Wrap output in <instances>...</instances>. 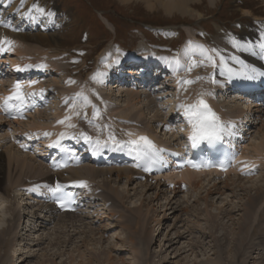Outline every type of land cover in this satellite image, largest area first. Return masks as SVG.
Listing matches in <instances>:
<instances>
[{
    "label": "rangeland",
    "instance_id": "1",
    "mask_svg": "<svg viewBox=\"0 0 264 264\" xmlns=\"http://www.w3.org/2000/svg\"><path fill=\"white\" fill-rule=\"evenodd\" d=\"M8 1H10L11 3L7 2V4L2 7V9L6 7L5 11H8L13 15L17 14L20 11H22V14L24 13L26 14V5L28 4V2L29 3L35 2L39 6L43 7V4L41 3L43 2V0H37V1L8 0ZM214 2H215L214 5H212L209 2V0H200L197 2L190 3L189 4L190 9L195 10L196 12L202 14V16L198 15L196 19H193L189 16H182L177 12H174L172 14H167L164 11L162 4H160L158 1H154L153 8L151 7L149 9L147 8L148 6L144 2H140V0H130L129 2H122L121 0H49V4H51V7H49L50 10H48L49 11L48 14L50 15L54 14V16H52L53 18H56L54 19V22L58 23V21H60L61 23L59 24L61 27L60 29L56 30L58 35V47L53 46V47H57L56 50L58 56L48 57L46 63L57 64V65L60 64L59 66L61 68L57 66L58 68H60L59 69L60 72L56 74L53 73L50 77L43 78V81H47L49 84L55 85L61 91L67 88V90L63 91V95H61V98L64 96V94H66V92H71L76 90L81 91L83 84L85 87L83 91H86L88 86L91 90V85H90L91 82L92 83L94 82L105 89V87L102 86L99 79L98 78L93 79V77H99V78L105 77L106 66H108V64H110L111 61L109 60V58L112 59V56L117 55L118 52L121 51V49L118 47L117 48L119 49V51H116L117 49L113 45L117 43L123 45V47L126 49L125 50L126 53H121L119 57L116 58L113 57L115 59L119 58V60H121L120 57H122L125 60H132L136 56L143 57L148 55L151 58V60H153V58H158L159 56H157L156 55L157 53L154 52V56L151 57L150 51L147 49V47L151 48L153 51H158L159 53L174 54L175 50L172 51L171 49H165V48L154 49L152 46L144 47V45L145 44L148 45L147 43L151 42V43H157V44H163L169 46L168 48H170V46L173 45L177 47L179 43H182L184 41L186 36L188 38L187 32L184 30L183 27H188L192 32H195V34L198 33L197 31H200V36H199L200 38H203L202 30L203 29L207 30L209 33L207 36V41L214 44L215 46L217 45L216 44L217 41L220 40L221 43L222 42L226 43L227 47H230L228 49L232 48L237 52H239V47H241L244 44V42L247 43V41L250 40L251 38L254 39L257 36H259V34H264L263 33L264 32V0H214ZM62 18H64V20ZM163 27L165 29H163ZM158 28L160 29L162 28L163 30L157 31L156 29ZM41 29L40 32L47 33ZM24 33H26V29H24ZM172 34H174V36L167 37V36H171ZM253 34H255V36ZM249 42L251 43V41ZM224 48H226V46ZM140 52H142V55ZM166 56H162V57L164 58ZM179 56L180 55L178 52L175 58L169 56L170 61L173 63H175L174 61H179L178 60V58H180ZM206 58L208 62L207 60H203L204 63L201 64V66L199 67L200 69L197 68L198 64H196L195 61L191 60L189 62L186 72L180 74V76L177 74L178 87L180 83L181 84L183 83V91L181 93L185 95L182 96V94L180 93L181 96L179 94V98L182 97V100H178V102H176L175 100L177 98L176 91H172L170 93L168 92L166 94L163 93L161 98L165 99L163 102H166L169 105L163 108L164 113L165 112L169 113L171 110H177L174 109L177 107V104L178 105L185 104L184 108H186V110L188 111L193 112L194 111L193 109L195 108H193L192 106H196L193 100L197 96L196 90H199L200 88H202L204 90V93L206 94H210L211 91L214 89L213 91L216 92L212 93V97L217 98L216 96L218 94L217 89H219L220 84H224V82H221L219 80L221 78L217 77V73L215 77H217L218 79L216 78L217 80H214V82L210 80L212 76V75L210 76L211 74L210 72L213 71L211 70L210 67L211 62L213 63V61L211 60L215 59L216 57L209 59V56L206 55ZM77 60H78L77 62L78 64H76ZM137 60L139 59H135V61ZM159 60L161 61L160 57ZM60 62H62L64 65H62V63ZM225 67L229 72V67L227 66ZM63 68L72 71L73 74L70 71L65 72ZM85 68H87V71L84 72L83 70ZM170 69L172 70V68ZM198 69L199 72H197ZM206 70H208L209 72L208 74H206L207 73ZM78 71L79 73H81L82 77H79V75L76 74V72ZM190 71H191V76L189 75L186 81H192V83H187V82L185 83V79H181V77L187 75ZM216 71H218L217 68ZM67 73H69L71 77ZM202 73L204 77H202ZM108 75L110 74L108 73ZM193 76L197 79L195 82H193ZM171 79L172 76L169 74V77L167 75V79H164L163 77L161 81L164 83H166V81H169L166 83V85H170L171 87L175 88V81ZM207 81H209V84L207 85H211L214 83V86H212L211 88L206 87L207 85L205 86L204 84ZM172 82H174L173 86H172ZM108 90H109V84H108ZM92 92L94 93L95 91ZM110 93L113 94L114 97L108 105H104L106 107L110 105L112 106L110 107L109 110L106 108L109 111L108 114L112 113V115L116 114L118 117H123V118L126 117L128 120L132 121V122H127L128 124L134 125L135 123H139V126H142V128L146 127L150 129V131H156L159 137H162L163 140L166 142H168V140L177 139L176 134L170 135L164 130L161 133H159V129H157L158 124H156V122L157 123L159 122V117L156 116L158 115L160 109H158L157 106L150 103L151 100H149V97L146 96L145 93L141 92L142 98L140 100L141 101L140 104L138 103V101L134 103L131 102L129 96L124 93L120 97L119 92H116V90L114 91L112 90ZM186 93H189V95L187 96ZM161 98H160V102L162 101ZM81 99L82 98H80V100ZM224 102H225L224 103L225 107L229 103H230L229 105L231 106H234L235 103H238L237 100L235 102L231 98H228L227 101L224 100ZM114 103L115 105H113ZM59 104H61L60 100L59 102H57V105ZM68 104L73 105L72 100ZM82 105L83 107H85L83 103ZM98 106L102 107L100 104ZM88 107L87 109L89 110L90 108V110H89L88 118L86 119L93 118L94 116V120L100 124V126H98L99 128L97 129L100 130L102 128V131H105L106 129L104 127H107V125L109 124L107 123L105 124L103 119L102 120L99 119L98 117L99 114L95 113L94 111H91V109L94 107L93 103L92 106H90L89 108ZM222 107L220 108L224 110V106ZM184 108L182 109L184 110ZM230 110L232 111L231 107ZM99 111H101V109H99ZM176 113H181V111L179 112V110H177ZM175 115L177 116L173 118V121L174 119L177 120L176 121L177 125L175 126L181 128L182 125L178 124V123H182L181 119L180 117L178 118L179 115L177 114ZM170 116H172V114ZM35 117L37 118L36 120L40 119L39 122H42L43 127L44 125L51 124L52 121H54V117L56 119H59V116L56 117V115H53L52 112L40 113ZM241 117L242 115H239L238 120H240ZM109 119L111 122V118ZM83 120L85 121V119ZM33 121L34 119L30 120V122H28L26 125L30 124L29 126H31ZM87 121L90 123L89 120ZM168 121L170 124L172 120H168ZM26 125H17L18 126L17 130H23L24 128H26ZM95 128H96L95 126L90 125L88 126L87 131L90 130L94 131L93 129ZM28 129H30V127ZM97 129H95V131H97ZM260 129L261 127H258L255 130L254 134L252 135L253 136L252 139L250 138L251 139L250 145L245 146L247 150L246 152L248 151L252 152L253 150H255L256 152L257 147L260 144H264V132L260 131ZM1 130L4 129H0V146H2L1 142L5 141L3 140L5 136H3V132H1ZM177 135L179 136V134ZM5 147L8 148L11 147L9 140ZM5 149L6 148L0 149V152L5 151L4 154H2L3 159L1 162L5 166L4 186L5 188L6 187L9 188L12 194L11 197L9 198L8 196L6 195L3 196L0 193V198H5L0 201V209L3 210L0 211L1 212L0 224L3 226H7L8 223L12 220L14 221L13 223L14 225L18 224V222H15V218H16L15 213L12 211V209L14 208L13 203H15V197H14L15 190L18 187L17 192L19 191V195H20V192H22V190H20L22 186L19 187L18 186L19 183L20 184H23L25 182L30 183L28 181L22 182L24 181L23 177L24 176L25 178L30 177V175H32L31 172L35 171L36 169H38L39 173L41 174L45 173L44 170L45 164L36 161L34 157H30V156H27V159L26 158L23 159L24 162H22L20 159H16V161L19 160L22 163H25L24 167L26 168L24 170H21L15 165H10L8 162L9 154L10 155L14 154L15 156H19V157L21 156L26 157V155L19 153L16 149H6V150ZM7 150H11L13 153L9 151L6 152ZM256 157L258 158V154H256ZM246 158L250 160L248 156H246ZM253 162H257V161L254 160ZM259 172L264 174V165H262V169ZM261 177H262L261 174L260 175L258 174L253 178H246V180H251L250 182H247L246 184L244 183H240V184H242V186L244 187L254 186L255 184L256 185L259 184L258 178ZM237 178L239 177H236L235 175H232L229 178L230 181L228 182L230 187L228 188V190L224 191V194L222 195L214 194L210 196L208 201L206 200L200 201L199 198L200 193L202 192V195L205 196V190L211 187V185L210 186L200 185L199 187L196 188L189 186L187 190H183V191L181 190L182 192L176 196L175 193H170L171 191L170 188L163 187L166 186V183L162 184L161 182H158L156 184L153 181L154 185L158 186L159 189L148 191L145 188L140 187V185L143 184H139L135 182L134 181L135 179L127 183L123 177L119 179L117 178L116 175H113L111 178L108 179L106 178L109 181L108 183H106L103 182L104 177H100L97 180L102 182V183L100 182L101 185L106 183V185L109 186L108 189L110 190V193L106 194V196H109V198L111 197V195L113 196V192H112L113 188H118L120 191H122V193H125L124 207L122 204H118L116 205L117 207H115V205H113L111 201L104 200L103 201L104 205L106 204V202H108L112 206L111 211L110 208L106 206L105 209L102 210V212H100L102 216L100 214L97 215L98 212L94 211L92 215H88L89 218H87L86 214L81 213L82 216H86V218L83 219L84 225H82L81 222L77 224L78 227L77 231L78 232L81 231L82 235H79L78 232H76L75 235H73L74 234L73 233L72 244L67 245L66 247L64 246L65 243L64 244L58 243L56 245L51 246V248H55L57 250L61 249L62 252L64 253V255L56 259V262H61L62 264H68L67 261L70 260L72 263H77V261L79 262L81 260L80 256L82 253L89 254L98 251V249L101 250L103 246L106 247L107 243H111L114 240L112 237H119V235H121L122 238L126 239L124 235L125 232L123 230L124 224L122 223L120 218L122 212L125 211L123 214L124 216L123 218L129 217V218H133L134 221H139V218H135L133 216V214L138 215V217L140 216L141 213L139 209H142L143 214L145 215L149 213L151 209L153 208L154 210L157 209L158 206L161 205V203H166L170 201H174L171 207L173 206L175 208L177 207L178 204L181 203V206L184 209L182 208L178 209L179 211H177L176 214L174 215L172 214L174 210L173 212H169L167 221L166 220L163 221L164 214H161L159 216L157 213L155 214L154 219L156 221H163V223L160 227H156L157 231L155 233L154 241L152 242V249H151L152 253H150V257H147L146 253H143L141 251L138 252L137 254L138 257H137V255H133L134 253L131 250H129V246H127L125 250L126 252L122 255H119L118 258H121L122 260L125 261L131 258L132 261L129 264H133L134 263L133 261H135L137 264H147V260H146L147 258L150 259L151 264H199L201 261L207 260L209 258L215 259L216 256L213 255V253L219 250L218 244L227 245V247H229L231 245L230 241L234 242L230 234L231 232H239V230L237 229L242 221L240 218L242 212H239L238 207H240L239 204L241 199H243L244 201L245 193L244 191H241L240 188H237L238 186L237 184H239L240 182L237 180ZM166 180H167L166 182L168 183H172V182L174 183V181L170 182L168 178H166ZM227 180L228 179L224 181ZM234 180L238 181V183L235 182L236 184H233L232 181ZM222 181L223 180H221L220 182V180L218 179L216 180V183L220 182L221 183L220 186L224 187V182L222 183ZM262 184L264 185V181L263 182L260 181L259 185ZM237 189L239 191H237ZM116 194H118L123 199V196L119 192ZM157 195H161L159 201H157L156 199ZM99 199L102 200V197H100ZM151 201H153L154 204H150ZM100 204H102V202H100ZM233 206L234 207L236 206L237 208H234ZM21 208L22 207L19 208V211L21 210ZM23 209L24 208H22V210ZM126 209H127V213H126ZM198 209H200V211H198ZM261 209H264V204ZM130 210H134L135 212L130 214ZM210 210L213 212L214 215L218 217V221L220 222V224L222 223L221 224L222 226L220 225L219 230L214 234L215 236H219V238L222 240L221 241L222 243L215 242V245L207 244V241H209V239L213 240L214 238L211 234H209V230H208L209 222L206 220V215L208 212H210ZM233 210L235 211L232 212ZM27 217H29V215ZM77 217L78 219H80L79 215ZM101 217H103V220H99ZM24 218H25L24 221L28 222L27 221L28 219L26 220V215L24 216ZM97 220L99 224H95ZM115 223H117L116 227L111 229L107 227V225L110 226V225H114ZM62 225H65V223L62 222L61 226ZM55 226L57 227V229L54 231H58V227H61L59 226V222ZM154 226H156L155 223L154 225L152 224V228ZM101 227L103 228L100 231L96 230ZM47 228L48 229L46 230H41L40 232H38L37 234L38 237L43 236L44 241L43 240L40 241L42 243L41 246H37L36 248L31 245L32 242L26 240V236L20 239L19 237L9 238L10 239L9 246L5 247L4 249L2 248L0 250V254H1L0 258L2 259V262L0 264H12L13 259L12 260L8 259L7 253L9 252V247L11 248L18 243L24 245L22 247L23 248L22 258L23 259L26 258L25 260L26 262H24V264L53 263L51 260H49V258L45 257L46 254H44V252L46 251V249L44 247H48V243L51 238L56 239L58 236L55 237V235L52 234L53 232L51 231L50 226H48ZM191 228H194L196 230H194L193 233H187L188 231L189 232L191 231ZM91 230H94L93 233ZM104 230H106V233H104L103 235L102 231ZM71 231L73 232L74 229L71 228ZM225 231L229 233V237L227 235L223 236ZM203 232L204 235H202ZM126 233L129 236V232L126 231ZM57 234H59V236L61 237L66 236L65 232L57 233ZM178 236H180L178 239L173 240V238H177ZM32 237H36V234L33 233ZM24 238L25 240H22ZM168 239L169 241H167ZM198 241L202 242L204 246L202 245V247H199ZM115 243L116 242L114 240V242H112L109 247L111 248L115 246ZM191 244H195L194 249H192ZM262 245L260 246L261 252L255 253V255L252 256L254 257V259L253 258L251 259L250 262L251 264H264V242L262 243ZM117 247L118 249L120 247L122 250L124 248L123 246L121 247L120 243L117 244L116 248ZM136 248L139 250L140 247L136 246ZM69 253L74 256L73 257L74 260L71 258L66 261V258H68ZM30 255H32L33 258ZM29 256L31 258H29ZM116 256L115 254L113 255L114 258ZM159 260L160 262H158Z\"/></svg>",
    "mask_w": 264,
    "mask_h": 264
},
{
    "label": "bare ground",
    "instance_id": "2",
    "mask_svg": "<svg viewBox=\"0 0 264 264\" xmlns=\"http://www.w3.org/2000/svg\"><path fill=\"white\" fill-rule=\"evenodd\" d=\"M4 1L5 0H0V8L3 7L4 5H6L8 2V0H6V3H4ZM26 1H29V0H26ZM121 1L122 2H129L130 0H121ZM154 1H158L160 4H162L164 11L167 14H172L174 12H177V13L181 14L182 16H189L193 19H196L198 17V15L202 16V14L196 12L195 10L190 9V7H189L190 3L197 2L200 0H140V2H144L148 6L147 8H149V9L151 7L153 8V5H154L153 2ZM209 2L212 5L215 4L214 0H209ZM31 3L32 2H30V3L28 2V4L26 5V15L22 14L20 12L15 14L16 17L18 18V21H16L17 23L14 22L12 19V17L15 15H13L12 13H9L8 11H5V7L2 10H0V43L3 40H6L7 45L10 47V49L7 53L9 58L7 60H4V61L0 60V67H1L2 63H7V64H9V67H10L9 71L11 73L18 74L20 71H23L27 74V77H33L35 75L38 76L39 75L38 71H41L45 75L50 73V72L51 73L53 72L54 74H56V73L60 72L59 71V69L61 68L59 66L60 64L57 65V64H51V63L48 64L47 63V66L35 67V68H34V66L27 67V65L25 64V60L26 61L31 60L32 62L38 61L39 65H44L47 62L48 57H50V56L57 57L58 56V53L56 50L58 47V35H57L56 31H52V26H53L52 23L53 22H52L51 17L54 16V14L50 15L47 13V10H49V7H51V4H49V0H43V2H41L43 4V7L39 6L35 2H33L32 4ZM62 19L64 20V18H62ZM39 26L42 27L41 30H43L44 32H47V33L40 32V28H38ZM24 29H26V33H24ZM184 30L187 32L188 38L186 39V41L182 45L180 51H178V53L180 55L179 56L180 58H178L179 61H174L175 63H173L170 61L169 56H166L164 58L160 57L161 61L159 60V57L153 58V60H151V58L148 55H146L143 57L142 56H139V57L136 56L137 58L135 57V59L141 60L142 64L136 65L135 60H131V61H127V63L125 65H122V66L128 70L131 68H135V69L140 68L139 72H141V70L146 69V67H144L145 63H150V61H151L153 65L158 64V66H156V68L161 69L162 72H168V71L170 72V70H171L170 68H172L171 74H170L172 76L171 80H174L175 85H178V79H177L178 76H176V78H175L174 73H176L180 76V74L186 72L188 65H189V62L191 60L195 61L196 64H198L197 68H199L201 66V64L204 63L203 60H207L206 55H208L211 58V55L208 52L209 47L207 45H205V42L198 39L195 32H192L188 27H184ZM256 31H258V30H256ZM253 35L255 36V34H253ZM239 42H241V41H239ZM53 46H57V47H53ZM227 50H229V49H227ZM140 53L142 55V52H140ZM11 57H13V58H11ZM31 58H33V59H31ZM211 61H213V63ZM211 61H210L211 62L210 67H211V70H213L212 69V67L214 66L213 64L215 62H217V59L215 58ZM77 62H78V60L76 61V64H78ZM143 62H145V63H143ZM207 62H208V60H207ZM218 62H219V64H223L221 61H218ZM60 63H62V62H60ZM122 63H123L122 60H119V58L115 59L114 65H111L107 68V74L109 73L110 75H108L107 78L99 79L102 86H104L106 88V90H104V88H102L100 85H98L94 82L93 83L91 82V91L89 90L90 89L89 86H88L86 91H83V89L85 87H84V84L82 83L83 87H82V91L80 92L81 93L80 98H82L81 102L85 105V107H86V105H87V107L92 106V103L93 104L100 103L103 105H108L111 102L114 95L111 94L110 92L112 90L113 91L116 90L115 88H117V87H114L113 85H111L109 87V90H108L107 89L108 84L113 83V78H114V76H116V74H118V71L120 69V65ZM62 65H64V64L62 63ZM126 65H128V66H126ZM57 66L60 68H58ZM65 66H66V64H65ZM220 66L217 67V69H218L217 72H218V75H221V76H219V78H224L226 76V73L224 72V70L222 71V66L221 67ZM87 68H85L83 71L84 72L87 71ZM63 69L65 72L70 71V70H67L65 68H63ZM209 70H210V68H209ZM206 71H207V73L206 72L205 73L208 74L209 73L208 70H206ZM70 72L72 73V71H70ZM120 72H123V70H120L119 73ZM197 72H199V69L197 70ZM229 72H232V71H230V69H229ZM259 73H261V72H259ZM67 74H69V73H67ZM76 74L79 75V77H82V75H81V73H79V71L76 72ZM167 75L168 74L166 73L164 76V79H167ZM241 75H244V74H242V72H237V71L230 73V80L227 83L220 84V87H219V89H217V92L218 93L221 92V94L224 95V97H226L228 95L227 98H230V96L233 95L230 92H232L231 90H233L234 88L239 87L242 89L244 87H254L255 86L254 84H257V82L254 80H252L249 83V79L245 75H244V78ZM69 76L71 77L70 74H69ZM157 76L158 75H155V78ZM210 76H211V74H210ZM259 77H260L261 81H264V75H259ZM216 78L217 77H213V74H212L210 80L212 82H214V80L218 79V78L217 79ZM11 82L12 81H3L0 84V94H3L5 92L6 88L11 84ZM167 82H169V81H166V83ZM6 83H7V85H6ZM148 83L149 82L147 81V84ZM166 83H164L162 81L157 83L158 86L163 88V90H164L163 93L166 94L168 92L170 93L172 91H176V90H174L175 88L173 89L170 85H166ZM78 84H79V82H78ZM22 85L26 87V84H22ZM27 86L29 87L28 88L29 90H38V89L42 88L41 84L38 85V84H35L34 82L33 83H27ZM232 87H234V88H232ZM92 88L94 90H92ZM213 90L211 91L210 94L204 93V90L202 88H200L199 90H196L197 96L193 100L194 103L196 104V106L197 107L199 106L200 100L205 99L206 101H209L210 103H212V107L217 108L219 105L217 106V102L215 101V99H219L222 97H220L218 94L216 95L217 98L212 97V93L216 92ZM92 91H95L96 96L92 95ZM118 92H119V90H118ZM123 93H125L126 95L129 96L131 102L134 103V102L138 101V103L140 104V102H141L140 100L142 98L141 92H128V91L121 92L120 91L119 92L120 97ZM150 96L152 97V94ZM160 98H161V96L159 98L156 96H153L151 98V103L153 105L157 106L158 109H160L158 112V115L156 116V117H159L160 124L168 125L169 124L168 120H173V118L176 116L175 114L178 115V113H176V110H171L169 113H166V112L164 113L163 108L167 107L169 105L166 102H163V103L160 102ZM242 98H244V97H242ZM57 102H59V100ZM152 104H150V105H152ZM229 106L232 108V111L227 112V113H225L223 111V109H220V107H218V109L221 112H223L225 116H227L228 118L230 117L229 119L231 121L238 120L239 115H245L247 112L245 110L247 108V105L245 103H239V101H238V103H235L234 106H231V105H229ZM178 107H180V106H178ZM174 109H177V107ZM89 110H90V108H89ZM177 110L181 111L180 114H182L184 111V110H181V108H178ZM40 113H42V112L40 111L39 114ZM256 113L260 114L261 112L258 111ZM60 114L57 113L55 115H57L56 117H58ZM171 114H172V116H170ZM182 117H184V116H182ZM32 118L34 119V121L30 127L31 130L43 128L42 122H39L40 119L36 120L37 118L35 116ZM178 118H179V116H178ZM87 120H89L90 123H92V121L95 122V123L91 124L92 126L96 127L95 129L99 128L98 126H100V124L94 120V116H93V118L85 119V121L82 123L80 122V124H78V127H77L78 130L76 131V133H78L79 135L83 134L84 135L83 138H85L86 140L93 138V132L98 131V129H97V131H95V129H93L94 131H92L90 129H89L90 131H87L88 126H90L89 125L90 123ZM186 120H188V122H189V117L186 116ZM175 123H176V121H175ZM259 123L262 124V128L264 129V118H262ZM15 124L21 125L20 123H15ZM257 124H258V122L256 123V125ZM1 125L2 124H0V129H2ZM175 125H177V123ZM104 128L106 129L105 131H102V128H101L99 132H104L105 133L104 135L107 139L115 138L119 142L129 144L128 143L129 140L119 138V136L117 135L118 132L116 130H114L112 127H110L109 125H107V127H104ZM81 130H82V133H81ZM181 130H183V132H182V134H179V136L176 134V136H177L176 140L182 139L183 136H181V135L189 133L188 132L189 127H185V126L181 127L180 131ZM144 131L145 130H143V129L132 128L129 130V133L132 136H135L139 132H144ZM62 135H63V133H60V131L57 130L56 133L53 135L54 137L49 139L48 143H45L44 146L49 147L55 139L59 140L62 137ZM24 136L27 137V136H32V135H24ZM7 149H15V148L9 147ZM8 151L13 153L11 150H7L6 152H8ZM246 151L247 150L245 148L244 155L246 154ZM256 152L258 153V157L259 156L262 157L264 155V144H260L257 147ZM27 156L28 155H26V157H23V156L19 157V156H15L14 154L13 155L9 154L8 155V162L10 165H15L18 168H20L21 170H24L26 167H24L25 163H22V162H24L23 159H25V158L27 159ZM245 157H246V155H245ZM242 158H243V154H242ZM2 159H3V156H2V153L0 152V193L3 196L6 195L10 198L11 197V193H10L11 190L9 188L4 187L5 166H4V164L1 163ZM16 159H20L22 162L19 160L16 161ZM249 162H251V161H249ZM254 165L255 164L252 163L250 166H254ZM31 173H32V175H30L29 179L26 181H29L32 184L25 182V183L20 185V186H22L20 190H22L23 193L27 192L29 189H34V190L39 189V188H37V186L41 187L44 184H49V185L54 184L56 179H57L56 175L50 174V173L49 174L48 173L47 174H41V173H39L38 169H36L35 171H33ZM65 174H67V175L69 174L70 177L66 176ZM260 174L263 177V179H262V177L258 178L259 184H260V181H262V182L264 181V174H262V173H260ZM113 175H116L117 178H119V179H121L123 177L127 183L132 181L133 179L137 180V177H142L141 174L136 173V171L131 170L129 168H121V169L116 168L115 169L114 167L113 168L98 167V166H95L91 163L87 164V165H83V166L76 168V169H72L71 171H67L66 173H59L58 174L59 177L64 178V179H69V180L70 179H85V180H88L89 182H91V181L95 182V181H98L97 180L98 178L104 177L103 182H106V183L109 182L107 179L111 178ZM200 175L201 174L192 173V172H185L181 175L177 174L175 176H166V178H168V180L170 182L174 181V183H176L177 181H180V180L186 181L189 184V186H191L193 188L199 187L200 185H202V186H204V185L210 186L211 185V187H209L208 189L205 190V196L202 195V192L200 193V196H199L200 201L201 200L208 201L210 196L214 195V194L222 195V194H224V191L228 190V188L230 187L229 182H228V181H230V179H228L227 181L223 180L222 183L224 182V187H221L220 186L221 183H219V184H217L218 182L212 183L213 180L211 178H208V179L203 180V181L202 180L199 181V177H201ZM209 176H213V173L208 174L207 177H209ZM193 180H195V182H193ZM237 180L240 181L239 184L240 183L246 184L247 182L251 181V180H246V178L244 179L241 177L237 178ZM146 181L147 182L143 185H140V187H143L148 191L159 189L158 186L154 185L153 181L148 180V179ZM238 181L234 180L232 182H233V184H236L235 182L238 183ZM98 182L100 183V181H98ZM220 182H221V180H220ZM106 183L102 184V186H104L108 189L109 186H107ZM155 183L157 184L158 182H155ZM230 184H231V182H230ZM239 184H237L238 185L237 188H240L241 191H244V193H245L244 201H243V199H241V201H240V204H239L240 207H238V204H237V207L239 208V212H242V215L240 217L242 221H241V223L237 229V230H239V232H231L230 236L234 242L230 241L231 245L229 247H227V245H223V244L219 245L218 244L219 250L217 252L213 253V255L216 256L215 259L209 258L207 260L201 261L199 264H251L250 263L251 259L252 258L254 259V257H252V256H254L255 253L261 252L260 246L264 242V209H261L263 204H264V185L263 184L262 185H259V184L256 185L255 184L254 186L244 187V186H242V184H240V185ZM35 185H37V186H35ZM182 185H183V183H176V187L173 185V189H171L172 191H170V193H175V195L177 196L181 192L180 187ZM111 188H113V187H111ZM201 188H203V187H201ZM205 188H207V187H205ZM231 188H234V187H231ZM237 191H239V190L237 189ZM22 192H20V195H23ZM107 192L110 193V190L108 189ZM112 192H113V196L111 195L110 198H109V196H106V195L103 196V198H105V201H111L112 204L115 205V207H117L116 205H118V204H122L124 207L125 193H122V191H120L118 188H113ZM118 192L123 196V199L118 194H116ZM160 198H161V195L156 196L157 201H159ZM169 201H170V199H169ZM173 202L174 201L161 203V205L158 206L157 209L154 210V208H153L149 211V213H147L145 215L143 214V210L139 209V211L141 213L139 217H138V215L133 214V216L135 218H139V221H134L133 218H129L128 216H127L128 218H123L124 217L123 214L125 211L122 212L120 218H121L122 223L124 224L123 230L125 232L124 235H125L126 239L122 238L121 235H119V237H112L116 242L115 246H113L111 248L109 247L110 244L112 242H114V240H113L111 243H107L106 247L103 246L101 248V250L98 249V251L92 252L89 254L88 253H82L80 256L81 260L79 262L77 260H75V261H77V263H72L70 260L67 261L68 259H71V258L74 260V258H73L74 256L69 253L68 258H66V261L68 262V264H81V263L82 264H129L132 261L131 258H129V260H127V261L122 260L121 258H118L119 255H122L126 252L125 250H126L127 246H129V250H131L134 253L133 255H137L138 252L141 251L143 253H146L147 257H150V253H152V251H151L152 242L154 241L155 233L157 231L156 227H160L162 225L163 221L168 220V213L169 212H173V210H174V212L172 213L174 215V214H176L177 211H179L178 209L182 208L181 203L180 204L177 203L178 205L175 208L173 206L171 207ZM150 204H154V202L151 201ZM13 205H14V208L12 209V211L15 213V217H16L15 222H18V224L14 225L13 220L10 221L7 226H3L0 224V250L2 248L4 249L5 247L9 246V244H10L9 238H12V237L13 238L19 237V239H20V238H23L26 236V240H28L29 242H32V244H31L32 246H34L35 248L37 246H41L42 243L40 241H42V240L44 241V237L43 236L38 237V235H37L38 232H40L41 230H46V227L48 225H52L51 226V231L53 232L52 234H54L55 237H57V236L58 237L56 239L51 238L49 243H48V247H44L46 249V251L44 252V254H46L45 257L49 258V260H51L53 262L51 264H62L61 262H56V259H58L62 255H64V253L62 252L61 249L57 250L55 248H51V246L56 245L58 243L59 244L65 243V245H64L65 247L67 245H71L72 241H73L72 234L74 233L73 235H75V233L78 232L77 231V229H78L77 224L79 222H81L82 225H84L83 219H85L86 216H87V218H89L88 215L82 216L81 213H79L80 219H78V217H77L78 214L74 215V214L68 213L65 215L58 216V215H55L56 213L53 214L52 210L47 207L46 208L47 211L45 212V214H44V211L41 212L40 213L41 216L36 219L37 216L34 213H33L34 216H32L31 215L32 212H30V209L27 210L29 212L23 211V210H26V208L24 207L23 210L21 208V210L19 211L18 209L20 207V204H19V202H17L16 199H15V203H13ZM135 207H137V206H135ZM237 207L235 206L234 208H237ZM182 209H184V208H182ZM0 211H1V209H0ZM198 211H200V209H198ZM230 211H228V212H230ZM234 211L235 210H233L232 212H234ZM133 212H135V211L130 210V214H132ZM126 213H127V209H126ZM156 213L158 214V216L161 214H164L163 221H156L154 219V216ZM25 215H29L30 220H27L28 223H26V221H24ZM97 215H99V213H97ZM225 215H227V214H225ZM141 216H143V217H141ZM64 218H69V219H64ZM99 220H103V217H101ZM206 220L209 222V227H208L209 234H211L214 237L213 240L209 239V241H207V244L215 245V242H217V243L221 242L222 240L219 238V236L214 235L219 230L220 225L222 224V223L220 224V222L218 221V217L216 215H214L213 212L210 210V212H208L206 215ZM58 222H59V226H61L62 222H64L65 225L58 227V231H54L57 229V227L55 225H57ZM35 223L37 225V229L35 231H32L30 229V226L32 224H35ZM154 223L156 224V226H154L152 228V224L154 225ZM9 226L11 229L9 228ZM116 226H117V223H115L114 225H110V226L107 225V227H109L110 229L114 228ZM71 228L74 229L73 232L71 231ZM102 228L103 227L96 229V230L100 231ZM21 230H22V232H21ZM125 230L129 232V236L127 235ZM194 230H196V229L191 228V231L190 232L188 231L187 233H193ZM91 231L93 233L94 230H91ZM62 232L66 233L65 237H61V236H59V234H57V233H62ZM102 232L104 235V233H106V230H104ZM23 233H25V234H23ZM33 233L36 234V237H32ZM78 233H79V235H82L81 231ZM202 235H204V232ZM224 235L225 236L227 235L229 237V233L226 231L224 232L223 236ZM180 236H178L177 238H173V240L178 239ZM182 237H184V236H182ZM22 240H25V238ZM135 240H138V241H135ZM56 241H58V242H56ZM167 241H169V239ZM118 243H120L121 247L122 246L124 247L123 250L120 247H119V249H118V247L116 248ZM73 244H74V242H73ZM198 244H199V247H202V245H203V243L200 241H198ZM194 245L195 244H191L192 249L195 248ZM23 246L24 245H22L21 243H18L11 248L9 247V252L7 253V258L11 259V260L13 259L12 264H24V262H26L25 261L26 258L25 259L22 258V256H23V248L22 247ZM136 246L140 247L139 250L136 248ZM45 249H43V250H45ZM114 254H115V256L116 255H118V256H116L114 258L113 257ZM30 256L33 258L32 255H30ZM30 256H29V258H31ZM137 257H138V255H137ZM54 260H55V262H54ZM146 260H147V264H151L150 259L147 258ZM1 262H2V259L0 258V263ZM133 262H134L133 264H137L135 261H133ZM158 262H160V260Z\"/></svg>",
    "mask_w": 264,
    "mask_h": 264
},
{
    "label": "snow or ice",
    "instance_id": "3",
    "mask_svg": "<svg viewBox=\"0 0 264 264\" xmlns=\"http://www.w3.org/2000/svg\"><path fill=\"white\" fill-rule=\"evenodd\" d=\"M264 47V45H262ZM209 59H211L209 57ZM118 62V61H117ZM27 67H32L31 65ZM37 67H44V65H38ZM252 73H257V69L251 68L249 69ZM244 75H247V73H242ZM259 75H264V72L258 73ZM247 78L251 79L253 77L248 76ZM95 79V77H93ZM187 83H192V81H186ZM17 89L15 98L23 104V95L19 92L20 85L17 83L15 86ZM11 99V97H9ZM67 102V101H66ZM181 107H184L181 105ZM196 109V111L191 112L186 110L185 114L189 116V123L192 124L193 127V135L192 140L195 142L198 141H208L209 143H212L214 141L220 140L222 138V132L224 131L223 127L218 123V117L215 116L214 113L211 112L208 105L203 101H199V106H192ZM63 123V121H61ZM71 126V125H70ZM45 135H48V133H45ZM131 135V134H129ZM97 143H99L97 141ZM129 145L135 146L133 150L137 151L138 154H140L141 151L147 152L148 150H151L154 146L152 145L151 141L148 140L147 137H139L138 140H131L128 142ZM59 141L56 142V145L58 146ZM60 167L64 165H58ZM83 184V182H81ZM52 191L59 192L60 186L57 185L55 189H52ZM61 207H64V204L61 203Z\"/></svg>",
    "mask_w": 264,
    "mask_h": 264
}]
</instances>
